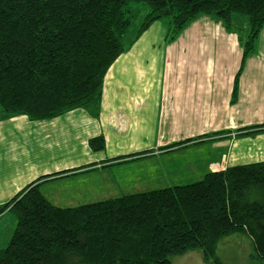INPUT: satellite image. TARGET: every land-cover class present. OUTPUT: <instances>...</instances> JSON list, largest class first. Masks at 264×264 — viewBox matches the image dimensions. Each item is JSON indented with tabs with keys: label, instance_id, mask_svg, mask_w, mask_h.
Here are the masks:
<instances>
[{
	"label": "trees",
	"instance_id": "16d2710c",
	"mask_svg": "<svg viewBox=\"0 0 264 264\" xmlns=\"http://www.w3.org/2000/svg\"><path fill=\"white\" fill-rule=\"evenodd\" d=\"M132 3L147 12L126 42ZM201 15L220 19L227 30L235 16L246 19L234 103L239 73L264 25V0H0V120L51 119L79 107L98 116L108 68L143 31L167 18L171 41ZM262 130L264 124L245 133ZM88 145L102 150L104 137H91ZM56 174L0 205V214L8 209L16 217L0 264H170L171 256L196 249L205 264H225L217 244L234 233L250 238L249 257L264 264V161L69 207L40 190L39 180Z\"/></svg>",
	"mask_w": 264,
	"mask_h": 264
},
{
	"label": "crops",
	"instance_id": "0c3cea01",
	"mask_svg": "<svg viewBox=\"0 0 264 264\" xmlns=\"http://www.w3.org/2000/svg\"><path fill=\"white\" fill-rule=\"evenodd\" d=\"M246 29L242 16L227 30L201 15L167 41L165 23L154 21L108 68L98 116L79 107L51 119L0 120V205L57 172L39 180L40 190L69 207L264 161V130L245 133L264 124V25L231 103ZM98 135L105 147L95 151L88 140ZM15 225L10 210L0 214V248ZM234 236L251 247L245 234Z\"/></svg>",
	"mask_w": 264,
	"mask_h": 264
},
{
	"label": "rangeland",
	"instance_id": "374dc122",
	"mask_svg": "<svg viewBox=\"0 0 264 264\" xmlns=\"http://www.w3.org/2000/svg\"><path fill=\"white\" fill-rule=\"evenodd\" d=\"M132 20L124 34V40L128 41L136 34L147 7L140 3H132ZM166 26L167 18H162ZM234 234H229L220 239L217 244L216 253L225 264H256L257 261L250 258L251 247L248 244L237 242ZM235 239V240H234ZM3 246V245H2ZM170 264H205L200 250H190L182 255L170 257Z\"/></svg>",
	"mask_w": 264,
	"mask_h": 264
}]
</instances>
